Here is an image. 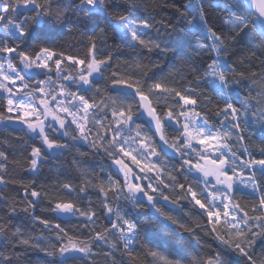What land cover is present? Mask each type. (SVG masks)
<instances>
[{"label":"snow or ice","instance_id":"6c2138e0","mask_svg":"<svg viewBox=\"0 0 264 264\" xmlns=\"http://www.w3.org/2000/svg\"><path fill=\"white\" fill-rule=\"evenodd\" d=\"M171 6L207 60L170 41L162 0H0V128L22 134L15 159L0 137V264H264V0ZM73 150L78 185L41 180Z\"/></svg>","mask_w":264,"mask_h":264},{"label":"trees","instance_id":"16d2710c","mask_svg":"<svg viewBox=\"0 0 264 264\" xmlns=\"http://www.w3.org/2000/svg\"><path fill=\"white\" fill-rule=\"evenodd\" d=\"M163 3H166L169 5V7H162V9L159 11V15L156 16V19L159 20L161 16L165 17L166 19H170L173 24L176 25L177 31L172 33V35L169 37L170 41L175 44L177 40L182 41L186 47L184 49V52L187 54V57H190L193 60L200 61V60H207L208 54H207V48L199 44L196 41V38L192 36L189 32L180 31L181 29L185 28V24L183 21L178 20V14L174 7L171 5H182L185 0H162ZM157 27H159V24H157ZM152 35H155V32L152 33ZM251 39V34H248L245 36L244 41L247 43ZM111 40L108 41L109 44H111ZM56 46L68 54L72 55H79L80 57H83L87 53V40L82 38L78 32L75 31H69L68 28H65L61 30L58 36L55 38ZM153 60L156 59V56L153 55L151 57ZM162 63L168 64H174L176 63L174 58L171 57L169 54L168 60L164 61L161 60ZM260 60L257 59L255 61V67L254 71L259 72L260 71ZM168 75V67H165L163 71L161 72V76H167ZM22 134L18 132H13L11 129L5 131L2 128H0V137L7 138L13 145L12 148L8 149L10 159H15L19 156L20 152L22 151L21 148V141L17 139V137L21 136ZM259 136V132H257L256 136L253 137L252 143L254 145L259 144V140L257 137ZM34 143L33 141L29 140L28 144ZM35 143H38L36 141ZM80 151L88 153V149L86 147H81ZM24 155H27V152H24ZM76 155L75 150L69 153H65L63 157L58 158L54 161H49L44 168L42 169V176L41 180H44V177H47V182H51L52 178L56 176H60L62 179H68L71 180L74 184H79V178L78 174L75 172L72 166V157ZM85 161L90 162L88 164L89 167L95 165L99 166L101 163L100 157L92 156L90 153L86 155L83 158ZM8 171L11 175L15 176L16 171H14V166L12 164H9ZM20 175L24 176L26 179H30V177L27 176V173L21 172ZM15 186H9V189L7 190L9 193H12ZM95 199V196L93 197ZM236 200L239 201L242 205H250L251 201L250 198L247 196H241L239 194L236 195ZM96 203L98 204L99 201L96 200ZM123 205V202H121V206ZM115 206V205H114ZM37 214H41L40 209H37ZM23 222L25 226L29 225V221L25 220L23 216L18 217L16 220L13 221V223H19ZM104 224H107V221H103ZM34 234H39V228L38 226H35L32 228ZM208 240L209 245L214 246V242L211 240L210 237L206 238ZM10 247L7 244V241L5 238L0 237V249ZM210 248L205 247L204 251L208 252ZM16 251H20V249H16ZM139 251V249H138ZM257 254H260L262 252L261 247L258 245L256 249ZM29 258L31 260V264H39V258L43 255L42 253L38 252H30ZM127 259V258H126Z\"/></svg>","mask_w":264,"mask_h":264}]
</instances>
